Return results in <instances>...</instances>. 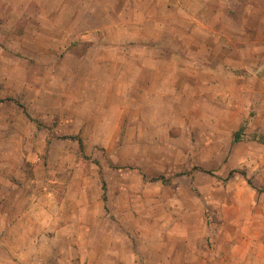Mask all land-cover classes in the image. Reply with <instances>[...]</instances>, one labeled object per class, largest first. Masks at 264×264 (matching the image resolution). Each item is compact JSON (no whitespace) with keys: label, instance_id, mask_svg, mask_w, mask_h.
Masks as SVG:
<instances>
[{"label":"rangeland","instance_id":"1","mask_svg":"<svg viewBox=\"0 0 264 264\" xmlns=\"http://www.w3.org/2000/svg\"><path fill=\"white\" fill-rule=\"evenodd\" d=\"M232 3L239 26L227 34L162 8L150 16L145 35L163 55L193 63L153 82L162 94L137 96L127 78L87 88L64 61L71 46L97 56L84 30L129 2L0 0L4 244L22 253L0 264H264V2ZM242 26L247 50L224 47Z\"/></svg>","mask_w":264,"mask_h":264},{"label":"crops","instance_id":"2","mask_svg":"<svg viewBox=\"0 0 264 264\" xmlns=\"http://www.w3.org/2000/svg\"><path fill=\"white\" fill-rule=\"evenodd\" d=\"M68 1V0H61ZM83 1H98V0H83ZM129 2L128 8L109 12L111 16L117 17V21L110 22L108 24L97 25L89 29L84 30L89 34H95V40L87 41L86 44L82 43L81 46H86L89 50L95 49L97 56L91 55H77L74 49L79 47L69 48L67 54L64 57V61L68 60L74 62L76 66H80L79 69L69 68V76H75L76 78L83 80L86 83L87 88L98 82V80L111 79L112 81L118 82L121 78L128 79L129 84L126 86L128 90L136 92L137 96H153L160 95L162 93L148 91L153 82L160 81L161 79L171 78L181 79L184 71L189 68V64L192 62L189 58L181 57H166L162 53L160 45L156 43V36H146L145 30L146 25L151 21L150 16H161L158 10L164 9L170 16L189 17L193 22V31L200 33H208L209 35L229 32L228 23L232 26H239V19L237 18L240 8L229 10L228 5L231 6L233 1H256L264 2V0H116ZM144 2H150L154 13L150 12V9L141 8ZM196 3L199 4L198 8H194L192 11L189 10L187 4ZM236 6V4H235ZM165 13V14H166ZM241 13V10H240ZM242 12L241 16H243ZM128 18V19H126ZM223 21L227 22L223 24ZM240 33L242 39H239L238 45L232 40L227 41L224 47H237L239 50H247L249 47L248 34L250 31L242 26ZM83 33V29H80ZM109 32H126L127 34L135 33L132 37L127 36L124 40H117L114 38L113 41L107 40V33ZM264 33V32H263ZM86 34H82L84 38ZM82 38V39H83ZM70 43V42H69ZM90 44V45H88ZM222 45V44H221ZM264 48V46L259 45ZM258 47V46H257ZM110 51L111 57L104 55ZM239 62L241 65L246 64V58H240ZM193 63V62H192ZM131 65L134 73L133 76L127 73V65ZM86 66H90L88 70ZM215 68L209 67V70L213 71ZM105 70V71H104ZM79 72V73H78ZM79 74L80 76H78ZM262 77L264 73L262 71ZM88 82V83H87ZM86 88V89H87ZM177 88H175L176 90ZM83 95L85 93L83 92ZM84 121V120H83ZM7 200L6 194L0 196V258L10 260L11 253L21 260L20 247L16 245V248H7L4 241L7 240V220L8 216L5 211L2 210ZM29 264V263H24ZM32 264H38L35 260Z\"/></svg>","mask_w":264,"mask_h":264},{"label":"trees","instance_id":"3","mask_svg":"<svg viewBox=\"0 0 264 264\" xmlns=\"http://www.w3.org/2000/svg\"><path fill=\"white\" fill-rule=\"evenodd\" d=\"M239 130H240V129H239ZM239 130L236 131V132L233 134V140H236V139L239 138ZM78 141H79V147H80V149H81V151H82V148H83L82 141H81L80 138H78ZM235 171H237V170H235V169L230 170L228 176H227L225 179H227L228 177H230V176L232 175V173L235 172ZM151 180H161V181H163V182H167V179H166L163 175H159V176L153 177V178H151ZM103 186H104V185H103Z\"/></svg>","mask_w":264,"mask_h":264}]
</instances>
